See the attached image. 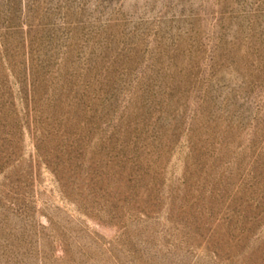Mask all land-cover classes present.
<instances>
[{"label": "rangeland", "instance_id": "obj_1", "mask_svg": "<svg viewBox=\"0 0 264 264\" xmlns=\"http://www.w3.org/2000/svg\"><path fill=\"white\" fill-rule=\"evenodd\" d=\"M0 264H264V0H0Z\"/></svg>", "mask_w": 264, "mask_h": 264}]
</instances>
